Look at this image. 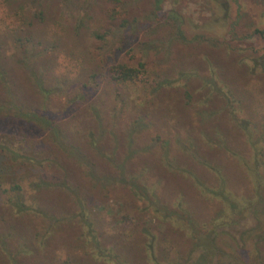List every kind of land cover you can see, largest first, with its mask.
Masks as SVG:
<instances>
[{"label": "trees", "instance_id": "obj_1", "mask_svg": "<svg viewBox=\"0 0 264 264\" xmlns=\"http://www.w3.org/2000/svg\"><path fill=\"white\" fill-rule=\"evenodd\" d=\"M55 1L62 8L73 2ZM248 1L251 5V0H201L206 14L198 22L185 15L182 9L174 6L165 9V0H149V8L141 17L129 14L127 7L132 5L128 0L122 2V6L118 4L119 9H114L108 16L81 14L71 29H64L60 21L55 22L60 34L67 37L70 30L71 35L67 38L73 48L83 46V38L92 42L102 39L104 50L107 47L108 51L115 43H121L126 33H131L134 39L142 29L154 34L151 41L140 42L141 56L136 62L111 63L107 66L106 78L127 86L129 83H149L148 74L152 73L156 84L150 92L177 84L184 102L174 98L168 107L166 103L146 107L149 115L139 113L119 129V115L129 107H115L108 123L104 121L101 107H87L91 117L89 126L77 131L84 139L83 144L73 137L70 141L69 124L59 121L74 107H65L59 112L14 109L21 116L17 119L29 126L47 129L55 155L54 158H41L38 149L33 147L36 157H25L26 170L18 167L10 174L0 176V264H52L43 248L55 242V234L62 236L68 229L74 236L71 250L79 248L82 256L73 259V252L68 253L70 261L63 260L61 264L77 261L80 264H148L167 253L165 242L172 247V252L179 248L172 233L182 241L189 240L185 234L187 229H193L194 223L185 228L178 224V221L190 222L184 220L191 215L184 207L187 204L185 186L212 202L215 199L204 196L205 189L217 192L216 197L219 193L225 196L226 185L231 188L230 177L246 185L244 178L254 184L256 174L264 175V114L254 108L260 105L255 98L257 94L248 90L259 82L254 89L263 92L264 55L242 52L230 43L236 35L235 27L246 13L244 2ZM46 2L0 0V5L7 9L6 17H15L20 22L12 29L4 25L8 28L4 31H10L9 36L26 33L25 41L33 45L32 52L29 50L31 54L27 51L28 57L33 56L32 53H41L35 45H41L45 52L47 46L66 44L55 31L44 41V32L38 29L39 23L44 22ZM258 5L262 8L256 12L254 20L244 25L247 29L245 37L264 34L259 25V20L264 17V0ZM119 12L125 16L117 23L115 14ZM0 22L5 24V18ZM110 23L116 25L120 37L113 36V31L107 29L105 25ZM223 29L225 31L221 32ZM178 45L183 48L175 50ZM151 51L160 55L158 63L166 61L157 71L151 70L146 63ZM13 55L17 56L18 63L20 55L10 56ZM91 62L93 66L76 74L88 73L94 77L97 72L89 70H95L96 64ZM3 64L0 59V81L9 73ZM29 72L35 74L34 67ZM78 76L69 79L75 80ZM37 88L42 101L51 95V88L40 78ZM0 107H7V104L0 102ZM145 130L155 131L147 132L145 137L150 140L140 141L138 137ZM13 154L16 161L20 156ZM47 162L62 178L47 179L44 172L38 173V180L29 183L30 192L24 191L21 182L32 174L29 170L45 166ZM246 171L249 176H245ZM40 180L43 183L39 184ZM253 188L250 191L255 192ZM108 200H115L116 204L100 203ZM147 217L177 231H172L170 239L166 230L159 231L156 236L151 233L153 239L158 237L156 246L150 235L145 234L147 230L149 232V224L144 222ZM142 224H146L145 229H138ZM136 239L140 241L136 252H140L141 257L134 262L129 253L121 250H127L131 240ZM168 264H185V260Z\"/></svg>", "mask_w": 264, "mask_h": 264}, {"label": "rangeland", "instance_id": "obj_2", "mask_svg": "<svg viewBox=\"0 0 264 264\" xmlns=\"http://www.w3.org/2000/svg\"><path fill=\"white\" fill-rule=\"evenodd\" d=\"M125 1L128 0H121L119 3H115L114 0H73L71 4L62 8L61 4L56 3L55 0H47L44 8V22H38V29L44 32L42 36L44 41H47L50 37L49 34L51 35V32L55 31L57 35H60L66 41V44L65 46L56 47L47 46L45 52H42L41 45H35L36 50L41 51V53H32L33 56L30 57H28L31 54L29 50L32 52L33 45L28 43L27 40L25 41L26 33L13 34L11 32L13 35L9 36L10 31L7 33L4 31L8 28H16L20 22L15 17H6L7 9L0 5V19L5 18V24L0 22V59L4 63L3 66L9 70L7 78L4 76L3 81H0V102L7 104V107H0V176L10 174L18 167L26 170L25 168L28 166L24 164V161H26L25 157L30 155L36 157L32 150L33 147L38 149L39 157L41 158L47 156L54 158L55 155V150L48 139L47 129L42 130L32 125L29 126L21 119H17L21 116L14 109H22L21 111L48 109L49 111L59 112L63 111L65 107H74L61 117L59 121H62L64 125L69 124L70 129L67 133L70 141H73L74 138L83 144L84 139L79 137L77 131L79 129L86 130L89 126L91 117L86 110L87 107H101L106 123L111 120L110 115L115 107H129L128 109H123L119 115L117 126V129H119L120 126L131 121L139 113L146 112L148 114L146 107H159L160 103H166L168 107L174 98H179L181 103L184 102V96L178 89L177 84L162 87L160 91L155 93L150 92V89L156 84V77L152 73L148 74L149 83H129L127 86L116 82L113 83L109 78H106L107 66L111 65V63L120 61L136 62L141 56L140 42L142 40L151 41L155 38L154 34L142 29L138 31L137 38L134 39L131 33H126L121 43H115L110 50L106 51L107 47L104 50V41L102 39L92 42L83 38L81 40L83 46L75 45L73 48L67 38L71 35L70 30L66 37L64 34H60V31L56 28L55 22L58 23L60 21L64 29L67 27L71 29L77 23L80 15H85V13L99 16L100 18L103 15L108 16L114 9H119L118 4L122 6V2ZM261 1L263 0H251L252 6L249 1L244 2L246 13L243 15L241 22L235 27L236 35L230 43L238 47L242 52H253L263 57L264 34L245 37L247 29H244V25L252 22L256 12L262 8V5H258ZM82 3H84L83 7H81ZM128 4L132 5V7H127L129 14L141 17L147 12L150 3L149 0H129ZM202 4L201 0H165L164 8L169 9L174 6L177 9H182L185 15L198 22V19H201L206 14V9L203 10ZM121 13L115 14V17L118 18L117 23L125 16ZM112 24H106L105 26L110 31H113V36L120 37V33L116 30V25ZM259 25L264 33V17L259 20ZM35 28L37 29V27ZM223 31L225 29L221 32ZM214 32L216 31L214 30ZM224 37H228V35L224 34ZM111 45L112 43L109 46ZM179 48L182 49L183 47L178 45L175 50ZM111 51L114 52L112 53ZM14 53L20 55L18 63H16V55L10 56ZM159 59L160 55L151 51L146 61L147 66L151 70L157 71L161 68V64L166 62L158 63ZM91 61L96 66H94L95 70L91 68L89 71L97 72L95 76L91 78L88 73L78 76L77 74L83 68L89 69L90 66H93ZM80 64L82 65L79 67ZM33 67L35 74L32 75L29 70ZM82 73L85 72L83 71ZM64 74H67L68 77H63ZM30 76H34L35 79ZM75 76H78V78L75 80L69 79ZM37 78L42 79L44 82L46 81L48 87L51 88V95L45 101H42L43 97L38 91ZM261 83H264V80H261ZM255 86L248 87V90L257 94L255 98L260 101V105L254 108L264 114V89L263 92H260L254 89ZM258 89L260 90V87ZM123 99H126V102H123ZM70 100H72L71 103ZM69 103L70 106H68ZM152 131H143L138 137L140 138L139 140H150V137L145 136L147 132L150 133ZM107 143L108 141L106 140ZM88 151L86 153L89 154ZM13 153H18L20 156L16 161L13 159ZM43 172L47 179L52 177L56 179L62 178L60 173H57L50 163L47 162L45 166H36L34 169L29 170V173L32 174L26 176L21 182L24 191L30 192V181H37L39 178L38 173ZM260 172L263 174L262 170ZM245 176H249L247 171ZM254 177V184H249L250 179L244 178L245 182L247 181V186L230 177L231 188L229 189L226 185L225 196L219 193L216 197L215 193L217 192L211 190V188L205 189L204 196L215 199L212 202L205 200L201 194L196 193L191 187L185 186L184 194L187 198V204L184 207L190 211L188 213H191L192 216L190 215V217L184 219H189L190 222L178 221V224L181 228H185L188 224L194 223L193 229H187L188 232L185 234V236L189 237V240L182 241V238L175 236L172 231L175 233L177 231L176 228H169L153 222V219L149 217L145 218L144 222L150 226L148 225L149 232L147 230V233H143L150 235L152 243L154 240V245L158 242V237L153 239L151 233L156 236L161 230L169 231L168 239H170L169 235L172 233V237L178 240V245L180 244L179 248L176 247L172 252V247L168 246V242H165L164 246L167 248V253L161 256L158 254L159 256H157L156 260H151L148 264H168L181 259L185 260V264H264V175L259 173ZM40 183H43V180H40ZM252 188L256 189L255 192L250 191ZM111 200L101 201L100 203L105 205L116 204L115 200L113 202ZM26 202H30L27 193ZM120 203L119 201L118 204ZM191 207L195 209V212ZM72 222L74 223L75 220ZM145 225H139L138 229H145ZM192 232H195V235ZM57 235L55 234L54 237L55 242H50L46 248H43V250L47 251L46 254L50 256V263L61 264L63 260L70 261L68 253L71 252L74 255L73 259L75 256H82L79 248L76 247L73 250L70 248V243L73 240L72 238H74L70 229L62 236L61 234ZM145 238H143L144 241ZM183 239L187 238L184 237ZM131 242L132 244H128L127 250L122 249L121 251L129 253L134 262H136L141 257L140 252H136L138 248L137 242L140 241L136 239L131 240ZM135 255L139 256L135 257ZM77 262L73 264H80V261Z\"/></svg>", "mask_w": 264, "mask_h": 264}]
</instances>
